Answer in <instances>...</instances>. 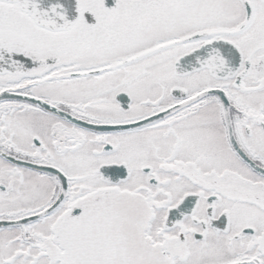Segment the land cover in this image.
I'll list each match as a JSON object with an SVG mask.
<instances>
[{
	"label": "snow or ice",
	"instance_id": "obj_1",
	"mask_svg": "<svg viewBox=\"0 0 264 264\" xmlns=\"http://www.w3.org/2000/svg\"><path fill=\"white\" fill-rule=\"evenodd\" d=\"M0 264H264V0H0Z\"/></svg>",
	"mask_w": 264,
	"mask_h": 264
}]
</instances>
